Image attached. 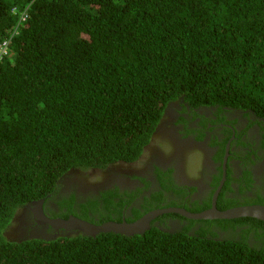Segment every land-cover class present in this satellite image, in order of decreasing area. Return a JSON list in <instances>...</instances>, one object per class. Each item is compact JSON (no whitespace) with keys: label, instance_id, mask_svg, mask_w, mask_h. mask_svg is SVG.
I'll list each match as a JSON object with an SVG mask.
<instances>
[{"label":"trees","instance_id":"obj_1","mask_svg":"<svg viewBox=\"0 0 264 264\" xmlns=\"http://www.w3.org/2000/svg\"><path fill=\"white\" fill-rule=\"evenodd\" d=\"M0 49V264H264L252 217L194 235L6 236L69 170L137 160L171 101L264 119V0H0Z\"/></svg>","mask_w":264,"mask_h":264},{"label":"flooded vegetation","instance_id":"obj_2","mask_svg":"<svg viewBox=\"0 0 264 264\" xmlns=\"http://www.w3.org/2000/svg\"><path fill=\"white\" fill-rule=\"evenodd\" d=\"M59 181V192L43 199V209L68 215L51 216L45 211L46 217L53 220L75 216L91 219L94 224L133 223L152 211L169 209L152 217L144 232L152 227L190 235L197 234L201 227L216 231L214 220L221 219H192L184 214L200 213L213 204L220 211L264 205V119L249 109L190 106L179 98L168 103L137 160L116 161L102 169L73 168ZM111 190L106 197H112L114 202L105 205L101 194ZM114 190L117 196H112ZM72 193L75 214L64 207L60 211L57 202L63 197L69 200ZM258 197L260 203L256 202ZM90 199L97 204L90 203ZM78 203L85 206L81 208ZM33 207L30 202L20 212L18 235L54 238L78 233L40 223ZM85 214L88 219L81 216ZM249 245L255 247V241Z\"/></svg>","mask_w":264,"mask_h":264},{"label":"water","instance_id":"obj_3","mask_svg":"<svg viewBox=\"0 0 264 264\" xmlns=\"http://www.w3.org/2000/svg\"><path fill=\"white\" fill-rule=\"evenodd\" d=\"M32 204L34 205V207L32 208L34 211V215L40 223L45 222L51 226H61L67 229L74 230L76 229L83 232L85 235L90 236H95L101 232H113L124 235L141 234L146 230V228H148V221L151 220L152 217L158 215L159 213H162L163 211H171L169 209L152 211L151 213L145 215L144 217L133 223H118L114 221H107L101 224H94L75 216H70L67 219L53 220L46 217L43 212V199L33 201ZM184 215L192 219H230L239 217H252L264 222V205H243L220 211L215 209L213 204V206L208 210H204L196 214L187 213Z\"/></svg>","mask_w":264,"mask_h":264},{"label":"clouds","instance_id":"obj_4","mask_svg":"<svg viewBox=\"0 0 264 264\" xmlns=\"http://www.w3.org/2000/svg\"><path fill=\"white\" fill-rule=\"evenodd\" d=\"M32 203V202H31ZM21 215L22 214H20V212H18V213H16V215H15V218L13 217V220H12V222H11V225H10V228L8 229V231H7V233H6V236H8L10 239H24V238H30V237H24V236H20V235H18L17 234V228H16V222H17V220L21 217ZM16 219V220H15ZM81 219V218H80ZM83 220H85V219H83ZM87 221V220H86ZM90 222V221H89ZM92 223V222H91ZM62 228H64V227H62ZM72 230H74V229H72ZM74 231H76V229L74 230ZM78 233H82V234H84L83 232H81V231H78ZM78 233H76V234H78ZM142 234V233H141ZM85 235V234H84ZM67 236H69V235H67ZM88 236H90V235H88ZM32 237H43V236H32ZM58 237V236H57ZM59 237H63V236H59ZM49 239L50 238H53V237H48ZM54 238H56V237H54Z\"/></svg>","mask_w":264,"mask_h":264},{"label":"rangeland","instance_id":"obj_5","mask_svg":"<svg viewBox=\"0 0 264 264\" xmlns=\"http://www.w3.org/2000/svg\"><path fill=\"white\" fill-rule=\"evenodd\" d=\"M211 231H212V230H211ZM249 241L253 243V241H252V240H249Z\"/></svg>","mask_w":264,"mask_h":264},{"label":"built area","instance_id":"obj_6","mask_svg":"<svg viewBox=\"0 0 264 264\" xmlns=\"http://www.w3.org/2000/svg\"><path fill=\"white\" fill-rule=\"evenodd\" d=\"M22 19H23V17H22ZM0 51H3L2 49H0Z\"/></svg>","mask_w":264,"mask_h":264},{"label":"bare ground","instance_id":"obj_7","mask_svg":"<svg viewBox=\"0 0 264 264\" xmlns=\"http://www.w3.org/2000/svg\"><path fill=\"white\" fill-rule=\"evenodd\" d=\"M226 224V223H225ZM224 226V225H223Z\"/></svg>","mask_w":264,"mask_h":264}]
</instances>
